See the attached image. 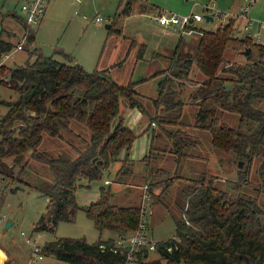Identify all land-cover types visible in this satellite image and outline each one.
Masks as SVG:
<instances>
[{"label":"trees","instance_id":"obj_1","mask_svg":"<svg viewBox=\"0 0 264 264\" xmlns=\"http://www.w3.org/2000/svg\"><path fill=\"white\" fill-rule=\"evenodd\" d=\"M130 5L131 1H126L121 13L129 14ZM11 16L25 32V46L34 43L33 26L19 16ZM107 29L111 31L112 26ZM233 30L231 21L214 31L199 29L194 50L181 51L178 45L171 55L167 76L157 83V95L151 105L167 115L150 117L149 122L159 124L171 141L164 152L172 154L175 168L188 158L200 159L191 150L197 148L199 141L180 130L185 126L180 121L184 107L181 95L185 81H191L193 68L203 77L188 96L189 103L197 109L192 128L205 130L210 136L211 147L234 155L236 163L241 161L249 166L256 158L264 159V44L252 43L258 53L256 59L248 55L244 64L229 61L224 53L229 43L236 39ZM2 31L0 59L14 47L12 42L2 38ZM248 35L238 39L243 46L250 43ZM30 53L33 58L25 65L8 71L4 65L0 66V73L5 71L9 80L4 83H8L7 87L17 95L13 101L4 102L7 112L0 117V177L15 180V175L22 174L31 158L49 166L53 180L33 186L48 203L46 211L34 224L33 230L37 233L52 232L63 221L73 222L80 209L98 233H115L108 239L99 238L93 244L84 238L64 237L48 241L41 247L44 256L51 255L67 264H125L128 247H117L115 240L119 235L130 236L136 230L140 222V204H117L110 186H102L94 202L81 206L75 200V192L81 180L88 183L101 180L122 151L126 155L117 175L121 179L130 173L127 152L136 138L119 118V103L123 99L128 107L147 114L141 103L144 97L134 90L137 83L147 79L121 86L107 69L87 72L66 54L65 61H57L40 54L37 49ZM223 112L236 114L238 124L227 126L221 120ZM170 124L178 129L166 130L163 126ZM74 126L85 127L90 132L84 148L76 149V158H54L38 151L45 134L61 140V131L72 133ZM260 166L259 173L263 175L264 160ZM16 167L19 168L17 172ZM157 173L158 169L150 175L158 177ZM245 174H249L248 168L239 169L238 179L223 186L215 183L216 178L209 172L189 180L192 184L184 190L186 201L181 214L171 216L173 238L156 242L154 251L142 247L134 253L137 259L132 262L264 264V209L256 197L241 191L247 184ZM145 183L154 197L152 185ZM169 186L166 184L165 188ZM153 199L152 202L159 198ZM151 252L157 253L158 261H145Z\"/></svg>","mask_w":264,"mask_h":264},{"label":"rangeland","instance_id":"obj_2","mask_svg":"<svg viewBox=\"0 0 264 264\" xmlns=\"http://www.w3.org/2000/svg\"><path fill=\"white\" fill-rule=\"evenodd\" d=\"M77 1L78 0H63V3L59 5L48 2L42 23L32 27V30L35 32V41L26 47L24 44L25 33L23 34V29L17 25L19 24L18 20L15 17H13L15 22L13 19H9L11 15L15 14L16 16L23 17L22 20H24L23 13L21 12V5L25 0H0V11L2 12H0V24H6L4 25L6 30L5 36L14 44L9 56L4 59L1 58L0 66L4 65L8 71L9 68L12 69L15 66L25 65L27 61H31L33 58L30 52L37 49L40 54L52 57L57 61H65L64 54H66L71 57L73 61L79 63L87 72L100 69V66H105L107 63L111 62V60L115 59L117 56L115 51L118 50L119 52L121 49V46L118 45L117 42L116 50L112 45V41H115V38L119 39L115 30L120 28L129 36L133 35L132 37L138 36L142 38L145 44H148L150 48H156L160 43L169 42L175 45L178 44L180 35L178 28L171 27L175 30V32H173V37H166L161 33L160 28L156 26L157 23L153 15L149 13H139L135 8H133L131 14L128 16L121 13L120 9L124 7L128 0H122L120 8H118L120 0H80V3ZM145 2L156 5L160 8L159 10L161 12L174 13L179 17L188 15L191 12L195 14L199 13L203 16V20L194 25L197 29L196 33L193 35L184 34L182 36V42H189L191 46L189 47L187 45V49L183 48L181 51L189 49V51L192 52L194 50L196 41L199 37V29L214 31L219 25H223L228 21L232 22V26L234 27L233 37L236 38L229 43L224 53V57L229 61L244 64L246 62V57L242 55V52L245 51L246 47L251 49L249 55L254 56V59H256L258 58V53L255 45H252V43L264 44V27L260 25V22H264V0H256L255 4L248 8L245 18H242L241 14H243L242 6L246 0H195L196 6L193 8V0H145ZM205 15H212L213 20L206 21L204 18ZM97 16L101 17L103 21L94 22L93 19ZM84 17H86L87 20H84ZM249 20L253 21L254 24L244 30L245 24ZM111 23H113L112 30L108 31L104 25H110ZM258 23L260 26H257ZM13 30L19 32L15 37L11 35V31ZM246 34H249L250 43L243 46L239 43L238 39L240 37H245ZM18 42L21 44V50L16 48ZM110 43L112 46L109 45ZM171 55L172 54H170V58ZM170 58L168 57L169 62L167 67L171 64ZM161 61L160 59H153L151 62L139 63L132 73V81L137 79L138 76H148L152 74L151 72L154 68L162 66ZM192 71L193 72L190 73L191 81H185L184 92L181 95L184 101V107L181 111L180 121H182L185 126L180 127V130L189 133L195 141H199L197 148H192L191 150L196 153L200 159L188 158L180 167L174 170V168H171L173 167V163H175L173 157L164 156V158H161V164L158 163V165H161L160 168H157L159 170V173H157L158 177H153L150 173L146 174L144 169L140 170L137 174H133V176L128 174L121 179L119 178V180H122L128 185L126 189L131 191L136 197L140 196V187L145 182H149L150 185H152L151 191L154 194L152 198L155 199L157 196L161 200V204H163L166 211L163 217L160 216L161 212L158 209L155 214L151 210V205L146 215L147 231L155 242L173 238L175 231L171 216H173V214H181V208L183 207L184 201H186V193L184 190L192 184L189 180L200 177V174L203 172L211 173L213 177L216 178L215 183L223 186L238 179L237 173L239 169L248 168L249 174H245L244 177L247 184L242 186L241 191L247 196L256 197L259 204L262 205L264 209V173H262L263 175L259 173L260 165L264 159L256 158L249 165L250 167L242 163V168H238L236 166L237 160L234 155L214 150L210 145V136L208 133L205 130L200 131L192 128L197 109L189 103L188 96L190 91L195 90L197 87L198 80L200 81L201 77H203L195 68H193ZM166 75H163V73L151 75L152 77H148L149 79L145 82H139L141 85L138 90L144 95L156 97L157 83ZM155 76L159 78L156 79ZM5 77L8 78L5 71L0 73V117L7 112L4 102L13 101L17 98V95L7 87L9 84L4 83ZM1 80H3L2 83ZM151 100L152 99L148 100L141 98L143 107L149 110V118L150 116L154 118V116L159 117L167 115L160 110H155L154 112ZM124 104L125 101L122 99L119 103L120 113L129 110L124 107ZM258 105L263 107L260 103ZM125 115L126 113H123V116ZM124 120L128 121V116H125ZM221 120H223L227 126L229 125L231 127L236 126L239 121L236 114L225 112L222 113ZM163 126L166 130H175V128H177L174 124ZM73 128H76V126ZM135 130L136 128H133L132 131L136 139L131 145L128 154L130 159L132 158L134 161H137L140 155L138 153L142 138H137ZM76 131L79 132V135L75 136L72 133L63 132V130L61 133L63 135L65 134L68 144L74 142L84 148V142L88 140L90 132L85 127H80L76 129ZM156 131H160L159 127H156ZM57 139L58 138L52 139L45 134L38 151L48 154V150H50V154L55 153L57 144L60 143ZM162 148L164 149V147H158V149L164 152ZM122 153L124 157L125 151ZM48 156L51 155L48 154ZM126 160L129 161L128 158ZM8 162L12 164L11 159H9ZM18 170L19 168L16 167L15 172ZM109 172L110 170L107 169L99 181H93V183L89 185H86L84 182L81 187H78L75 193L76 202L81 206L89 204L90 197L98 190L99 185L104 186L105 180L109 179L108 174H106ZM15 177V180L5 179L6 186L0 202V251H5V253L10 256L9 258L12 259L10 264H67L56 260L51 255L44 256L43 259L36 260L33 263L30 262L32 255L31 246L26 244L25 237L20 235V232H24L25 235L35 239L40 247L48 243V241L64 237L72 239L84 238L89 244L95 243L99 238L108 239L110 237L111 233L107 231L102 232V234L98 233L91 220L86 217L82 209L76 213L73 222L63 221L57 224L52 232H35L33 230L34 224L40 215L46 211L48 203L33 186L51 182L53 180V173L50 171L47 164L31 158L27 162L22 174L19 176L15 175ZM112 178L114 177L112 176ZM146 178L147 181L145 180ZM242 182L245 183L244 181ZM157 184H159V186ZM166 184H170V186L165 188ZM118 187L125 189L124 186ZM114 202L117 204L124 203L117 200H114ZM7 220L10 221L12 225L8 229H5L4 226ZM114 234L115 233H112V235ZM158 259L157 253L151 252L148 254L145 261H158ZM5 260H7V257L2 260L3 263L1 264H4ZM159 263L166 264V262L162 260H160ZM127 264L138 263L128 262Z\"/></svg>","mask_w":264,"mask_h":264},{"label":"crops","instance_id":"obj_3","mask_svg":"<svg viewBox=\"0 0 264 264\" xmlns=\"http://www.w3.org/2000/svg\"><path fill=\"white\" fill-rule=\"evenodd\" d=\"M49 2L54 3V5H59V4L63 3V0H49ZM77 2L80 3L81 1L78 0ZM121 3H122V0H120L118 8H120ZM133 8H135V10L139 13H149L150 15H153V16H155V14H157L158 11H160L159 7H157L154 4H148L145 2V0L144 1L131 0L130 10L128 12L129 14H125V15H127V16L130 15ZM121 10H122V8L120 9V12H121ZM21 18H23V17H21ZM9 19H13V17L10 16ZM42 21H43V19H42ZM14 22H15V20H14ZM0 25H1V29L3 30L2 31V34H3L2 38L9 41V39H7L5 36L6 30L4 28V25H6V24L2 23ZM17 25L21 27V25H19V24H17ZM110 25L113 26V23H111ZM156 26L160 28L161 33L163 35H165L166 37L167 36L170 38L173 37V32H175V30L173 28H171V27L164 28V27L159 26L158 24ZM11 32H12L11 35L13 37L17 36V34L19 33L17 31L15 32V30H13ZM24 33L25 32H23V34ZM108 33H110V32H108ZM115 33L117 34L119 39L115 38V41H112L113 48L115 50L117 49V45H116V42H117L118 45L121 46V49L119 52H118V50L115 51V54L117 55L115 57V59L111 60V62L107 63L105 66H100L99 70H106L107 69L109 75L112 76L114 81L121 86L125 85L128 82L133 80L132 73L136 69L137 65L141 62H151L153 59H160V60H162L161 61L162 66H157L156 67L157 69L154 68L152 70V72L150 71L152 74H149L148 76H138L137 79H134L133 82H137V80L142 79V78H146L148 80L149 79L148 77H150L151 75H153L156 72H159L158 74L163 73V75L168 74L169 70H168L167 65L169 62L168 57L170 58V54H172L177 49L178 45L182 49L183 48L187 49L188 46L189 47L191 46L190 45L191 43H189V42H184V41L182 42V35L181 34L179 35V41H178V44H176V45L174 43L167 42V43L158 44L156 48H150L148 46V44H145V42L142 40V38H139L138 36L132 37L133 35L129 36L121 28L116 29ZM19 44H20V42H18L16 44V46ZM109 45L112 46L111 43ZM141 51H142V53H141ZM139 54H141L140 58H139ZM125 67H128V68H125ZM155 78L157 79L159 77L155 76ZM118 79L119 80L121 79V80L119 81ZM201 79H202V77H201ZM145 81H143V82H145ZM198 82H200V81L198 80ZM141 83H137L134 87V90L139 92L144 97V99H148V100L153 99L154 97L144 95L142 92H140L138 90ZM156 91H157V89H156ZM124 107L129 109V110L122 111V113H120V111H119V118L122 120V123L125 126L129 127L130 129L132 128V130H133V128H136L135 131H136L137 138H142L141 147H140L139 153H138L140 155H139V159L137 161H134L132 158L130 159L129 154L127 152V154H128L127 158L129 160L127 163L129 164L128 166L130 168L129 169L130 170L129 175L133 176V174H137L140 172V170H144V169L146 171V174H149V173L151 174V172L153 170L160 168V166H161L160 164L162 162V160H161L162 157L164 158V156H169V157L172 156V154L163 152L160 149H158V147H164V149L162 148L163 150L168 149L171 141L165 136V134L162 131V129L160 128L159 124H157L155 122L154 123L149 122L148 116L150 115V113H149V110L147 108H145V112L147 113V114H145V113H142L139 109L137 110L135 108L128 107L126 104H124ZM153 110L155 112V110L157 111V108L155 106H153ZM123 113H126L125 116H128V118H129L128 121L124 120L125 116H123ZM156 127H159V130H160L159 132L156 131ZM78 128H80V127L76 126V128H72V134L73 135H75V136L79 135V132L76 131V129H78ZM63 132H65V131H63ZM44 136H43V138H44ZM62 137L63 138L61 140L57 139V140H59L60 143L57 144V150L55 151V153L50 154V150H48V154L54 158H59V157L61 158L62 156L68 157L70 159L76 158L77 157L76 149L81 148V147L79 146L78 143H74V142H70V144H68L66 141L67 139H66L65 134ZM43 138H42V142H43ZM52 139H56V138H52ZM47 140H50V139H47ZM122 152H124V151H122ZM122 152H121L119 159L116 162L111 163L109 165V167L107 168L108 170H110L109 173H106V174H108L109 179L105 180L104 186H110V188L113 192L114 200L124 202L121 205L136 204L139 206L140 196L136 197L133 193H131V191L127 190L126 186L128 187V185H126V183H124L122 180H119V176L117 175V173L119 172L120 166H121V162L124 160ZM45 154H47V153H45ZM153 155L156 156L155 159H153V157H154ZM158 163H160V164L158 165ZM171 168H174V170L176 169L174 163H173V167H171ZM110 175H111V177H110ZM112 176L114 178H112ZM145 180H147V178ZM84 182L86 183V185L90 184L86 180H81L80 182H78V185H80L79 187H81L82 184H84ZM91 183H93V182H91ZM157 185L159 186V184H157ZM118 186H124L125 189H121ZM101 187L102 186L99 185L98 190L92 194V196L90 197V200H89V204L94 202V200H96L98 198V196L100 194V188ZM122 202H120V203H122ZM157 209L160 210V212H161L160 216L163 217V214H165L166 211L163 207V204H161L160 199H155L154 202H152V204H151V210L155 214L157 213L156 212ZM111 235L112 234H110V237H111ZM5 257H7V260H5L4 264H7L8 261H12V259L9 258L10 256L7 255L5 253V251H2L0 253V264L3 263L2 260Z\"/></svg>","mask_w":264,"mask_h":264},{"label":"built area","instance_id":"obj_4","mask_svg":"<svg viewBox=\"0 0 264 264\" xmlns=\"http://www.w3.org/2000/svg\"><path fill=\"white\" fill-rule=\"evenodd\" d=\"M49 0H25V2L21 5V12L23 13L24 20L30 24L31 26L39 25L42 22L43 15L45 12V9L47 7ZM256 0H246L244 5L242 6L243 14H241L242 18H245L246 12L248 11V8L252 5H254ZM196 6L195 0H193L192 8ZM159 13L154 16L155 22L164 28L167 27H173L178 28L180 31V34L183 36L186 35H193L196 33V28L194 25L198 23L199 21L203 20V16L201 14H195L191 12L188 15L179 17L178 15L174 13H165L158 11ZM210 14V13H209ZM212 18V15L210 16ZM85 20H87L86 17H84ZM213 20V18H212ZM94 22H102L101 17H95L93 19ZM254 24L253 21L249 20L245 24V29H247L249 26ZM260 25L264 27V22H260ZM259 23L257 26H260ZM17 49H22L21 45L16 46ZM10 53V52H9ZM9 53L3 55V59L7 58L9 56ZM1 60V59H0ZM5 82H8L9 80L5 77ZM5 184L6 181L0 177V194L4 192L5 190ZM141 193H140V222L138 224V227L136 230L133 231V233L130 236H123L119 235L116 240L115 244L117 247H128L127 255H126V263L129 261H135L137 257L134 255L135 252L142 249V247H146L149 251L155 250V241L149 236V232H147V212L149 211V206L152 203V196L149 191V187L146 183H144L141 187ZM20 235L25 237L26 244L31 246V259L30 262H34L36 260L43 259L44 255L41 250V247L38 246L35 239H32L30 236L25 235L24 232H20ZM125 263V264H126Z\"/></svg>","mask_w":264,"mask_h":264},{"label":"water","instance_id":"obj_5","mask_svg":"<svg viewBox=\"0 0 264 264\" xmlns=\"http://www.w3.org/2000/svg\"><path fill=\"white\" fill-rule=\"evenodd\" d=\"M204 18H205L206 21H212V18L210 16H208V15H205ZM109 26H110L109 24H105L104 25V27H106V28H108ZM250 51H251V49L249 47H246L245 51L242 52V55L244 57H246V56H248L250 54ZM225 88L230 89L229 85H225ZM237 166H238V168H242V162L239 161L237 163ZM10 226H11V222L7 220L5 222V226H4L5 229H8Z\"/></svg>","mask_w":264,"mask_h":264}]
</instances>
